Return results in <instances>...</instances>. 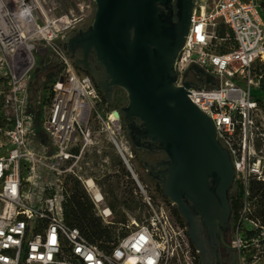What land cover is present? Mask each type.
Returning <instances> with one entry per match:
<instances>
[{"label":"built area","instance_id":"built-area-1","mask_svg":"<svg viewBox=\"0 0 264 264\" xmlns=\"http://www.w3.org/2000/svg\"><path fill=\"white\" fill-rule=\"evenodd\" d=\"M262 2L193 0L189 31L175 62L177 86L211 120L233 161L242 192L240 222L231 241L239 264H247L241 257V224L260 227L246 217L254 204L250 183H264V157L256 151L264 148ZM92 16L93 0H0V264H200L186 229L165 203L153 206L150 198L144 199L140 223L130 217L122 225L125 235L105 250L64 222L62 179L71 174L81 180L78 165L93 145L95 126L132 171L133 152L119 113L100 114L97 88L57 43ZM38 55L58 68L44 87L40 117L51 155L28 139L34 120L29 91ZM192 67L205 76L202 86L186 78ZM135 182L138 196L142 187ZM85 190L100 216L109 219L111 212L106 216L99 209L103 197Z\"/></svg>","mask_w":264,"mask_h":264},{"label":"water","instance_id":"water-1","mask_svg":"<svg viewBox=\"0 0 264 264\" xmlns=\"http://www.w3.org/2000/svg\"><path fill=\"white\" fill-rule=\"evenodd\" d=\"M93 1L91 25L68 40L67 50L94 49L111 83L125 90L128 105L122 110L123 122L137 118L144 125L142 137L159 143L169 155L173 175L169 190L181 206V188L191 190L198 174L225 163L213 123L187 98L190 93L173 84L175 59L184 47L194 5L179 0L181 18L175 31L157 7L171 0ZM225 169L228 187L233 172L227 159Z\"/></svg>","mask_w":264,"mask_h":264},{"label":"flooded vegetation","instance_id":"flooded-vegetation-1","mask_svg":"<svg viewBox=\"0 0 264 264\" xmlns=\"http://www.w3.org/2000/svg\"><path fill=\"white\" fill-rule=\"evenodd\" d=\"M192 1L191 4H193ZM157 7L159 16L168 21L175 31L178 30L181 18L179 0H171L167 4L159 3ZM87 28L77 30L73 36L85 32ZM70 54L78 71L85 74L93 84H96L108 101L114 103L118 94L120 98L122 95L124 96L126 104L120 108L123 118L122 110L128 105L127 93L111 83V79L105 67L98 60L94 49L78 46ZM186 78L196 86H202L206 82L205 76L196 67L187 71ZM173 84L178 88L175 63ZM127 123L124 125L129 143L135 153L140 151L146 156L147 160H144L143 164L146 167L147 176L155 183V189H161L165 205L171 216L186 229L192 245L198 248L200 264H239L231 247L234 232L233 204L238 194V182L232 158L217 139L216 133L215 142L225 158V163L227 159L232 168V182L227 187L225 163L224 166L219 164V169L210 168L208 171L198 174L199 177L196 179L198 181L194 187H191V190L180 189L182 205L179 206L173 200V195L169 190L173 176L171 158L159 143L142 137L144 125L137 118H132Z\"/></svg>","mask_w":264,"mask_h":264},{"label":"rangeland","instance_id":"rangeland-1","mask_svg":"<svg viewBox=\"0 0 264 264\" xmlns=\"http://www.w3.org/2000/svg\"><path fill=\"white\" fill-rule=\"evenodd\" d=\"M65 7L69 8V5L65 3ZM68 11V9H67ZM95 14V4L93 1V16L91 21L83 22L78 24L73 31L68 32L62 40H59L57 43L67 48L68 40L74 35V33L79 29H86L89 27L93 21V17ZM58 72V68L55 67L54 61L46 62V59L42 55H38L37 58V67L33 73V79L30 86L29 91V108L31 110L35 107L37 110L40 111L43 105V91L44 87L48 85L53 78L56 76ZM1 89V87H0ZM100 95V94H99ZM122 95V94H121ZM119 94L117 95V100L112 103L111 105H106L101 96H100V104L98 106V111L104 117L105 114L109 111H117L120 115V108L125 106L126 100L122 95L120 98ZM34 110V109H33ZM121 117L122 125H124L123 118ZM41 128H34L29 135V141L34 144V142H41L42 144L40 147H44L48 150V155H51L52 149L50 145L47 143V140L44 137V141L42 142L43 138H39V133ZM94 141L93 145L85 151L84 155L82 156L80 163H79V170L78 174L81 180H78L71 174H67L63 177V186L65 188L70 187V180L76 179L80 183L81 189L85 191V193L90 197L89 193L85 190L84 180L92 179L97 186L98 190L103 196V206L107 207H99L101 210L102 208H109V205L114 206V210L111 211V216L109 219L104 220L100 216V212L98 208H96L97 215L102 219L105 225H116L117 232L121 230L124 232L125 229L122 228L123 224L129 220V218H134L137 223H140L142 220L143 215L146 213V205L144 204L145 198H150L151 203L153 206L158 205L159 203H165L164 198L161 196V193L155 189V183L148 178L146 167H144L143 161L147 160L146 156L138 151L135 153L133 151V147L131 146L133 152V159L130 160L129 164L133 173L135 174L137 181L139 182L142 190H140L139 195H135L134 192L137 191L138 185L133 179L131 173L129 172L127 166L124 164L122 159L116 153L111 141L109 140L106 133L99 131V126H95L94 131ZM127 133L125 132V135ZM127 137V136H126ZM128 139V138H127ZM129 141V140H128ZM131 145V144H130ZM257 155L260 157H264V148L257 147L256 148ZM50 177V176H49ZM113 189V193L116 194L119 198L122 197L125 193H132L134 200L141 201L142 206L135 207V205H130L129 208H125L119 204H112V201L109 198V191ZM91 199V198H90ZM233 237V236H232ZM255 264H264V256L260 259L258 263Z\"/></svg>","mask_w":264,"mask_h":264},{"label":"trees","instance_id":"trees-1","mask_svg":"<svg viewBox=\"0 0 264 264\" xmlns=\"http://www.w3.org/2000/svg\"><path fill=\"white\" fill-rule=\"evenodd\" d=\"M262 8L264 13V0L262 2ZM262 71H264V66L262 67ZM94 85L97 88L103 102L106 105H111L113 102L108 101L100 91L99 87L96 84ZM260 86L262 92L264 93V76L261 80ZM33 109L31 110L34 117L32 129H40L41 113L37 110V108L34 107ZM0 126H3L1 121ZM123 128L126 132L125 125H123ZM43 136L49 144L47 136L41 129L39 138H43L42 142L45 140ZM41 144V142H34L35 146H40ZM70 181V187L65 188V199L63 203L65 224L72 229H77L81 236L90 244L97 245L103 250L110 248L111 244L115 243L118 237H123L125 233L122 230L117 232L116 225H105L102 219L97 215V211L92 200L85 193V191L81 189L80 183L76 179H71ZM158 191L164 198L160 188H158ZM113 192L112 188L108 192L112 204L117 203L125 208H129L130 205H135V207L142 206L141 201L134 200V196L131 192L125 193L120 198ZM241 194L242 192L238 187V194L233 204L234 231L240 222V211L242 209ZM250 198L254 200V204L251 213L246 217L259 223L260 227L257 229H248L242 224L240 226V237L244 242L241 257L247 264L258 263L264 256V238H260V232L261 230H264V183L251 181ZM109 208L111 211L114 210L113 205H109Z\"/></svg>","mask_w":264,"mask_h":264},{"label":"bare ground","instance_id":"bare-ground-1","mask_svg":"<svg viewBox=\"0 0 264 264\" xmlns=\"http://www.w3.org/2000/svg\"><path fill=\"white\" fill-rule=\"evenodd\" d=\"M84 186L90 191V193H92V195L97 197L99 200L101 199V197H103L102 194L100 193V191L97 189L95 183L92 181V179L84 180ZM102 210H104L103 215L110 216V210L109 209L104 208Z\"/></svg>","mask_w":264,"mask_h":264},{"label":"crops","instance_id":"crops-1","mask_svg":"<svg viewBox=\"0 0 264 264\" xmlns=\"http://www.w3.org/2000/svg\"><path fill=\"white\" fill-rule=\"evenodd\" d=\"M137 191H135V193H136ZM132 194H133V191H132ZM103 201H104V199H103ZM99 207H107V206H103V204L102 205H100Z\"/></svg>","mask_w":264,"mask_h":264}]
</instances>
